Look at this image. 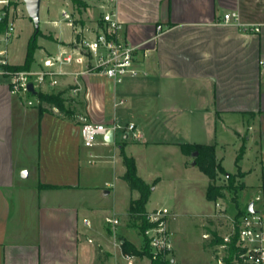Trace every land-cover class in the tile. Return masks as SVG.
Wrapping results in <instances>:
<instances>
[{
	"label": "crops",
	"instance_id": "0c3cea01",
	"mask_svg": "<svg viewBox=\"0 0 264 264\" xmlns=\"http://www.w3.org/2000/svg\"><path fill=\"white\" fill-rule=\"evenodd\" d=\"M108 1L112 6L105 14H113L122 25L119 39L151 51L148 58H141L139 76L128 77L122 84L84 76L79 79L76 97L72 95L73 80H64L56 93L64 91L74 104L78 101L81 112L73 119L56 108L41 112L39 104L31 110L24 98L11 93L9 81L0 80V264H130L124 258L123 242L141 249L144 239L133 240L128 229L120 226L124 223L118 214L140 196L123 180L122 147L135 159L138 175L147 184H155L152 204L167 177L198 170L194 162L188 165L190 157L182 153L181 144L215 146L217 159L226 170L218 155V149L224 150L228 144L218 142L221 125L234 130L239 139L250 141L258 138L250 134L258 123L260 189L264 194V73L259 67L264 57V0ZM56 4L64 7L69 2ZM231 13L238 15L240 25L224 22V16ZM102 18L94 30L66 20L72 24L73 35L68 41L55 36L56 52L69 48L81 30L93 38ZM242 25L261 26L262 31L245 32ZM13 60L10 55L11 65ZM29 118L35 122L37 134L33 169L15 160L16 146L22 141L18 142L16 129L27 126ZM81 119L115 128L114 142L108 143L105 136L94 147H85ZM131 124L142 134L141 141L128 131ZM239 126L248 127L245 136ZM197 136L207 141H199ZM242 148L244 155L236 167L246 173L241 165L247 156L245 144ZM160 158L163 165L158 164ZM96 164L102 167L97 172L85 167ZM25 171L34 177L32 184H23ZM99 172L105 176L104 187L93 183ZM158 200V196L154 198L155 203ZM159 208L147 206L148 212ZM213 214L209 210L202 215ZM106 217L121 223L113 230L105 223ZM172 233L173 264H186L184 239ZM208 235L214 238L202 236L207 245L200 251L205 254L209 249L213 259L217 234ZM145 261L150 264L145 258L134 264Z\"/></svg>",
	"mask_w": 264,
	"mask_h": 264
},
{
	"label": "rangeland",
	"instance_id": "374dc122",
	"mask_svg": "<svg viewBox=\"0 0 264 264\" xmlns=\"http://www.w3.org/2000/svg\"><path fill=\"white\" fill-rule=\"evenodd\" d=\"M57 1L60 0H42L40 14V30L42 36L38 39L40 49L35 54V63L31 70L38 68V63L47 56L46 53L48 51L53 55L57 53L56 43L58 40L55 36L61 41H68L72 37V24L64 19L62 15L64 10L71 15L74 25L77 23L80 26L84 25L86 28L94 30L96 24L101 21L102 16L106 11L110 10L112 6L108 0H79L85 6V8L79 12L74 6L73 0H63L64 2H69V4H66L67 6L65 5L64 7L62 5H57ZM4 9L9 10L10 22L13 23L15 27L14 39L9 48V56L11 55L14 58L13 65H22L25 61L28 42L35 32V26L28 17L25 4L21 0H10L9 6ZM2 14L3 12L0 10V18ZM55 22H58V24ZM0 80L4 82L9 81L7 79L5 80V77L2 76H0ZM67 84L65 86H67ZM58 89L59 87L54 91L57 92ZM24 99L23 103L25 104L26 98L24 97ZM77 102L78 101H76V104L73 106L76 108V111L80 113V106H77ZM29 108H31V110L33 109V107ZM32 121L33 120L29 118L27 126L22 127V124L16 129V137H20L18 138V142L19 140L21 141V139L22 141L20 147L19 145L16 146L15 160H17V163L19 162L21 166L30 169L36 166V155L38 154L37 134L34 127L35 122ZM84 121V119H81L80 122ZM254 129L255 132L251 131L250 134H257L258 138L257 140L250 141L239 139L235 131L232 129L230 131L226 125H221L217 133L218 142L224 140L228 143L224 150L218 149V155L223 159L224 166L228 173L234 177L235 190L225 189L222 191L224 197L218 198L215 202L208 201L206 195L209 178L200 172L199 169H196L188 174L176 173L172 177H167L160 191L157 192L155 196L159 197V200L156 201L157 203L154 201L155 197L152 200V204L148 203L149 205L147 206L149 208L156 204L161 208H168L172 216L176 214L175 219L172 217L170 218L169 228L181 239H184L182 244L186 264H218L217 257L219 255H217V249L214 252L215 255L213 259L211 258L212 252H210L209 249H206L205 254H202L200 251L202 247L204 248L207 245V241H205L202 236L205 238L204 234L216 233L217 237L222 238V236L228 235L232 231L233 226L236 225L238 213L245 212L252 203L255 204V209L257 211L264 213V194L260 189L263 182V175L260 164V128L258 123H255ZM238 130L245 136L246 132H248V127L246 126V130L242 127L238 128ZM197 137L199 141H207L205 137ZM243 144H245L247 148V156L241 165L245 166L246 173L242 171V169H237L236 167L239 164H236V159ZM193 162L194 160L189 158L188 165H191ZM163 163L164 162L160 158L158 164L163 165ZM85 167L94 172L102 168L100 164L93 166L88 165ZM100 172L104 173L103 170ZM100 172L98 176L94 175L93 183L98 185V187H104L102 180L105 179V176L103 175V177H101ZM28 177L24 178L22 174L24 180L22 178L21 180L23 184H32L34 182V177ZM21 180L19 179V181ZM216 184L218 186H227V179L220 174ZM14 194L15 192H11L12 196H14ZM257 197L262 198V201H256ZM128 210L129 209L118 214L124 223V225L120 226H124L125 229H128L129 233L133 235V240L142 241L143 237L138 228V223H134L130 219ZM209 210L214 211L212 216L202 215ZM213 238V235H209L207 239L211 240ZM144 245L145 242L141 248H143ZM145 264H148V261H145Z\"/></svg>",
	"mask_w": 264,
	"mask_h": 264
},
{
	"label": "built area",
	"instance_id": "2783aa9c",
	"mask_svg": "<svg viewBox=\"0 0 264 264\" xmlns=\"http://www.w3.org/2000/svg\"><path fill=\"white\" fill-rule=\"evenodd\" d=\"M10 0H0L2 16L6 17L5 7ZM66 20L71 16L63 12ZM226 24L240 25L239 17L235 13L224 16ZM103 26L93 37H88L84 31L77 33L76 39L69 48H63L55 55L49 54L38 63V68L24 72H13L6 67L9 62V45L14 39L15 27L10 22L7 30L0 34V76L9 80V88L13 95L26 98L29 107L39 103L37 95L43 93H56L54 90L63 84L64 80H73L72 95L76 97L80 90L79 79L84 76H97L106 78L116 84H122L128 77L141 74V58H148L151 51L134 47L119 39L121 23L113 14H105L102 18ZM245 32L259 34L261 26L242 25ZM259 67L264 73V57L259 61ZM32 84L37 95L32 94L28 87ZM110 131L115 133V128L84 121L80 134L87 148H92L99 138L105 137ZM134 140L141 141L143 136L135 125L128 126ZM257 197L256 201L260 202ZM254 204V203H253ZM219 206V205H218ZM254 212L249 207L241 215L236 225L228 235L222 236L223 243L217 246L218 264H225L230 256V245L234 235L237 237L232 264H264V213ZM172 217L168 208H159L148 212L149 227L142 233L144 241L149 246L150 257H144L150 264H173L174 239L169 228ZM105 223L113 230L120 225V220L115 217H106ZM91 227L90 222H86ZM209 235H205L208 238ZM92 243L93 241L90 240ZM125 260L134 264L141 258L124 254Z\"/></svg>",
	"mask_w": 264,
	"mask_h": 264
},
{
	"label": "trees",
	"instance_id": "16d2710c",
	"mask_svg": "<svg viewBox=\"0 0 264 264\" xmlns=\"http://www.w3.org/2000/svg\"><path fill=\"white\" fill-rule=\"evenodd\" d=\"M74 6L80 12L85 8L84 4L79 0H73ZM7 15L0 21V34L5 32L10 24L9 10H5ZM77 23L74 25L76 26ZM103 24L101 23V27ZM42 36L41 30L34 32V35L30 38L27 46L25 61L22 65H9L6 67L7 70L13 72H24L30 71L35 63V54L39 51V37ZM39 100V109L41 112L51 111L52 109H58L59 113L66 118L73 119L77 115L76 108L73 106L75 100L66 97V92L60 91L58 93H43L40 92L37 95ZM182 153L194 160L196 167L200 172L205 174L209 178V186L207 189L208 201L215 202L218 198L224 197L222 191L225 189L235 190L234 177L231 176L223 167L222 162L217 159L216 147L210 145L201 144H181ZM244 148L240 150V153L236 159L238 164L244 155ZM121 157L123 164L126 167V173L123 176L124 182L127 183L131 191H137L139 198L132 200L129 206V217L134 223H138V228L143 233L150 225L147 221V205L152 195V189L155 184H147L139 175L134 158L126 155L124 148H121ZM225 176L227 179V186H218L216 181L219 175ZM244 212H239L236 217V223ZM215 244L220 245L223 243V239L215 237ZM237 241L236 235L232 238L230 245V256L225 260V264H232V256L235 252V243ZM145 242V241H144ZM124 254L136 256L139 258L150 257L149 246L145 242L143 248L138 249L134 244L124 241L122 244Z\"/></svg>",
	"mask_w": 264,
	"mask_h": 264
},
{
	"label": "water",
	"instance_id": "95a60500",
	"mask_svg": "<svg viewBox=\"0 0 264 264\" xmlns=\"http://www.w3.org/2000/svg\"><path fill=\"white\" fill-rule=\"evenodd\" d=\"M21 1L25 4V7H26V10L28 13V17L33 22V24L35 26V30L39 31L40 30V22H41L40 14H41L42 0H21ZM28 89L32 94L37 95L36 92L34 91V87L32 84L29 85ZM106 141L108 143L114 142V132L113 131H110L106 135ZM194 165L196 166L195 163H194ZM23 177L27 178L28 173L24 172ZM249 211L250 212L255 211L253 203L249 205Z\"/></svg>",
	"mask_w": 264,
	"mask_h": 264
}]
</instances>
